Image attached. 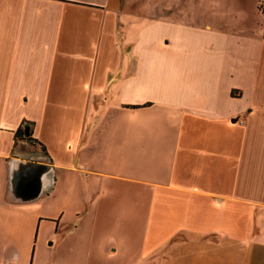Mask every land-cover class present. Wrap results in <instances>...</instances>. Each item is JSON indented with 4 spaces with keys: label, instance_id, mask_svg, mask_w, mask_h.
Masks as SVG:
<instances>
[{
    "label": "crops",
    "instance_id": "1",
    "mask_svg": "<svg viewBox=\"0 0 264 264\" xmlns=\"http://www.w3.org/2000/svg\"><path fill=\"white\" fill-rule=\"evenodd\" d=\"M156 4L0 0V264H264V0Z\"/></svg>",
    "mask_w": 264,
    "mask_h": 264
},
{
    "label": "rangeland",
    "instance_id": "2",
    "mask_svg": "<svg viewBox=\"0 0 264 264\" xmlns=\"http://www.w3.org/2000/svg\"><path fill=\"white\" fill-rule=\"evenodd\" d=\"M154 0H126V9L131 10V9H137V8H148L151 6V2H153ZM160 2V3H159ZM166 0H157V4L156 6L160 9H165L164 5L162 6V4H165ZM161 4V6H160ZM76 185V184H75ZM77 187V192H73L72 193L68 190V185L66 183H63L62 187H61V192L62 193H57L58 196V202H87V198L89 195V192L86 189V187L81 183L78 182V184L76 185ZM43 198H39L36 199L35 202L33 203V207L31 208L30 212H31V220H33L34 218H36V216L38 215V213L41 211L40 206H42V202H40ZM48 207L53 205V202H48ZM74 215V214H73ZM67 218H73L76 219L75 216H68ZM76 220H75V224H76ZM83 226V227H82ZM56 230V223L49 221V222H44L40 231V235H39V242H43L46 240L47 238V243L50 244L51 242V235L53 234V232ZM32 231L34 234V238L36 236L37 233V223L34 226V224L32 225ZM50 231V232H49ZM88 233H87V229H86V225H81L79 227V230L77 232H75V234H72L68 237V239L66 240L65 244L69 245V244H73L75 246H78L80 249L83 248L85 251L88 250ZM47 244V245H48ZM50 246V245H48ZM208 247H210V244L208 245ZM207 247V248H208ZM225 250H227L225 248ZM247 249H245L244 251H246ZM245 253L241 252L240 255V259L241 262L243 261V259H245ZM89 255L88 254H80L79 256L74 257V264H87V259H88ZM230 261V258H228V262ZM44 259H40L38 260V262H36V264H44ZM104 262V261H102ZM227 263V262H226ZM224 263V264H226ZM107 264V263H106Z\"/></svg>",
    "mask_w": 264,
    "mask_h": 264
},
{
    "label": "water",
    "instance_id": "3",
    "mask_svg": "<svg viewBox=\"0 0 264 264\" xmlns=\"http://www.w3.org/2000/svg\"><path fill=\"white\" fill-rule=\"evenodd\" d=\"M25 132L27 135H29L31 133V128L29 126H26Z\"/></svg>",
    "mask_w": 264,
    "mask_h": 264
}]
</instances>
